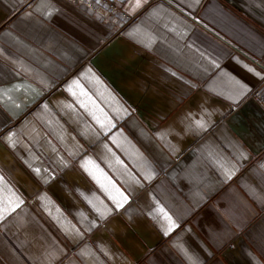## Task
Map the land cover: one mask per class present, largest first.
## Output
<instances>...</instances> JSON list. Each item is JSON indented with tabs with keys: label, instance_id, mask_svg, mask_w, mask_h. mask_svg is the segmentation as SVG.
I'll list each match as a JSON object with an SVG mask.
<instances>
[{
	"label": "crops",
	"instance_id": "1",
	"mask_svg": "<svg viewBox=\"0 0 264 264\" xmlns=\"http://www.w3.org/2000/svg\"><path fill=\"white\" fill-rule=\"evenodd\" d=\"M97 3L0 0V264H264V0Z\"/></svg>",
	"mask_w": 264,
	"mask_h": 264
},
{
	"label": "built area",
	"instance_id": "2",
	"mask_svg": "<svg viewBox=\"0 0 264 264\" xmlns=\"http://www.w3.org/2000/svg\"><path fill=\"white\" fill-rule=\"evenodd\" d=\"M93 9L98 8V1L105 5L108 12H115L119 9V5L123 0H80ZM264 68V67H263ZM250 96L255 99L264 109V78L262 81L251 91Z\"/></svg>",
	"mask_w": 264,
	"mask_h": 264
},
{
	"label": "snow or ice",
	"instance_id": "3",
	"mask_svg": "<svg viewBox=\"0 0 264 264\" xmlns=\"http://www.w3.org/2000/svg\"><path fill=\"white\" fill-rule=\"evenodd\" d=\"M37 171H39V170L37 169ZM122 199L123 200H127V197L126 196H123ZM120 206H121L120 203L117 202V207H120ZM161 211H163V210L161 209ZM169 219H170V217H169Z\"/></svg>",
	"mask_w": 264,
	"mask_h": 264
}]
</instances>
